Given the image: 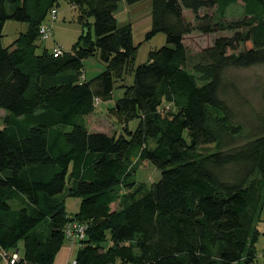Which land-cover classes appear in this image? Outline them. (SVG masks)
<instances>
[{
  "label": "trees",
  "instance_id": "trees-1",
  "mask_svg": "<svg viewBox=\"0 0 264 264\" xmlns=\"http://www.w3.org/2000/svg\"><path fill=\"white\" fill-rule=\"evenodd\" d=\"M68 1L84 27L93 18V34L54 57L37 43L59 0H0V252L23 244L21 264H54L70 245L76 264H258L264 113L247 131L225 75L264 66V0H240L244 17L230 21L239 0H152L146 40L164 34L166 45L136 68L131 25L115 15L121 1L145 0ZM7 21L27 31L5 47ZM194 32L230 35L191 54ZM91 57L106 69L88 81ZM126 70L134 84L112 108L123 133L90 132L86 117L112 100ZM135 157L161 172L150 189L135 188ZM68 197L81 200L79 212L68 214ZM79 224L85 237L72 244L66 230Z\"/></svg>",
  "mask_w": 264,
  "mask_h": 264
},
{
  "label": "rangeland",
  "instance_id": "rangeland-1",
  "mask_svg": "<svg viewBox=\"0 0 264 264\" xmlns=\"http://www.w3.org/2000/svg\"><path fill=\"white\" fill-rule=\"evenodd\" d=\"M58 15L53 22V37L47 41H38V53H41L46 47L52 52L56 45L63 48L64 52L70 53L74 44L82 33L91 30L93 34V18L85 20V27L78 21L79 11L73 7L68 0H59L56 5ZM214 11H210L212 15ZM189 21L194 22V15L190 11H185ZM116 19L120 27L131 25L134 45L138 48L133 68L144 64L149 59V53L153 50L160 49L166 45V36L158 34L151 40H146V34L151 29L152 19V0H145L135 5H128L121 1ZM244 17V5L239 0L236 4L231 5L227 11V20H239ZM47 21L52 23L49 15ZM27 31V25L16 21H7L3 30V46H10L22 33ZM222 35L230 33L203 34L194 32L185 38V45L189 53L197 54L205 48L213 45L215 39ZM106 69V65L98 58L91 57L84 61L83 78L90 81ZM125 81H116L113 98L110 101H100L96 105L95 112L86 117L87 126L92 133H106L108 135L120 136L123 133V126L112 111L117 100L123 97L125 88L134 84V74L126 70ZM225 84L228 86L226 100L232 106L234 112L240 118L241 123L247 131L255 125V119L264 113V66L258 65L246 69L231 68L226 72ZM172 106L165 103L162 111L166 112ZM173 109V108H172ZM1 111V110H0ZM2 112V111H1ZM3 114L0 113V129L3 127ZM138 121L135 120L129 124L130 130L137 128ZM213 148V147H212ZM129 170L132 172V180L135 182L137 189H150L153 183L161 178V172L155 169L147 162H141L137 157L132 159ZM126 191L122 190L121 195ZM81 200L78 198L68 197L66 199V209L68 214L79 212ZM15 203L13 204V206ZM118 205H113L117 208ZM260 239L257 244L258 264H264V210L261 216V222L258 225ZM69 244V243H67ZM107 245H105L106 247ZM20 254H23V244H20ZM77 249L73 250L70 263L75 259ZM3 264H8L5 261ZM21 264V262L19 263Z\"/></svg>",
  "mask_w": 264,
  "mask_h": 264
},
{
  "label": "built area",
  "instance_id": "built-area-1",
  "mask_svg": "<svg viewBox=\"0 0 264 264\" xmlns=\"http://www.w3.org/2000/svg\"><path fill=\"white\" fill-rule=\"evenodd\" d=\"M58 15L57 10H52L50 13V16L52 18V23H49V21H46L43 23L39 29V35L41 41H47L53 37V22L55 21L56 17ZM54 57H61L64 55V50L61 46L56 45L52 52ZM99 100L96 99V102ZM85 231L86 227L84 225H72L69 226L66 230V239L72 244L77 243L79 240H83L85 237ZM0 258L8 261V264H18L20 260L22 259V255L20 254L19 250H15L12 253H7L5 251L0 252ZM72 264H76L75 260L72 262Z\"/></svg>",
  "mask_w": 264,
  "mask_h": 264
},
{
  "label": "crops",
  "instance_id": "crops-1",
  "mask_svg": "<svg viewBox=\"0 0 264 264\" xmlns=\"http://www.w3.org/2000/svg\"><path fill=\"white\" fill-rule=\"evenodd\" d=\"M46 48V47H45ZM1 110V109H0ZM2 111V112H1ZM0 113H4L3 114V117L6 115L5 111L4 110H1ZM2 117V118H3ZM3 128V127H2ZM77 249L75 247V245H70V247H64L60 253L58 254V256L56 257V260H55V263L54 264H72L70 263V257H71V254L73 252V250ZM13 251H7V253H12ZM75 260V259H74ZM73 260V261H74ZM72 261V262H73ZM5 263V260L1 259L0 258V264H3Z\"/></svg>",
  "mask_w": 264,
  "mask_h": 264
}]
</instances>
